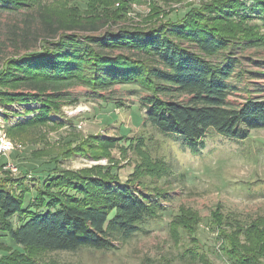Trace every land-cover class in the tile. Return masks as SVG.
Here are the masks:
<instances>
[{
  "label": "trees",
  "instance_id": "16d2710c",
  "mask_svg": "<svg viewBox=\"0 0 264 264\" xmlns=\"http://www.w3.org/2000/svg\"><path fill=\"white\" fill-rule=\"evenodd\" d=\"M217 4L211 18L260 20L264 26V0ZM25 7L19 0H0V18L7 11ZM198 15L194 9L150 29L127 26L102 32L94 23L65 22L50 7L41 6L36 20L40 28L30 34L32 22L27 21L23 29L24 37L39 42L40 49L27 48L26 53L7 58L0 71V86L13 88L0 92L1 106H39L11 119L12 129L51 122L56 107L72 99L66 90L73 85L85 86L93 93L118 85L140 87L148 94L141 98L147 122L192 152L204 148L211 130L243 141L252 131L263 129L264 99L260 93L264 89L260 85H255L242 104L229 101L238 89L235 80L242 77L236 55L240 45L213 22L194 20ZM242 40L246 45L262 41L255 37ZM24 116L30 118L23 121L20 118ZM82 173L76 182L57 189L47 186L48 180L32 204L26 203L27 192L0 179V232L25 252L110 251L117 248V241L146 232L144 225L158 217L163 195L147 194L135 182L122 183L96 168ZM49 187L51 192L45 190ZM52 189L64 190L65 197H57ZM176 219L173 234L180 228L190 235L199 229L193 216L185 224ZM209 222L212 233L219 230L216 240L222 243L218 253L229 263L264 264V217L248 223L226 216L219 207ZM199 243L196 240L195 245ZM203 249L204 253L196 254L187 250L186 257L193 263L213 264L208 250ZM24 255L19 257L28 264ZM10 260L4 257L0 264Z\"/></svg>",
  "mask_w": 264,
  "mask_h": 264
},
{
  "label": "rangeland",
  "instance_id": "374dc122",
  "mask_svg": "<svg viewBox=\"0 0 264 264\" xmlns=\"http://www.w3.org/2000/svg\"><path fill=\"white\" fill-rule=\"evenodd\" d=\"M19 1L26 7L7 11L0 18V71L7 58L24 54L27 48L40 49L39 42L24 37L23 29L27 21L32 22L30 34L40 28L36 20L41 6L50 7L65 22L85 26L94 23L102 32L127 26L150 29L197 9L199 15L194 20L213 22L240 45L236 55L242 77L235 80L238 89L229 101L240 105L255 85L264 89V66L260 65L264 64V26L260 20L217 19L218 15L211 18L214 6L225 0ZM246 37L262 41L246 45L242 40ZM10 90L13 88L0 86V92ZM66 92L73 100L59 104L51 122L32 127L12 129L11 119L17 114L26 115L27 109L38 105H0L4 132L15 146L8 156L0 155L1 181L27 192L26 203L32 204L36 192L48 180L47 186L57 189L76 182L83 170L96 168L122 183L135 182L147 194L163 195L162 209L157 218L144 225L146 232L117 241V248L110 251L25 252L0 232V246L4 247L0 249V260L5 257L11 259L9 264H24L19 254L25 253L28 264L29 260L35 264H198L186 257V251L204 253L205 248L213 264H231L218 253L222 243L216 240L219 230L212 233L210 226L215 224L209 221L219 207L226 216L248 223L264 217V128L252 131L243 141L211 130L204 148L192 152L147 122L141 98L148 94L138 86L118 85L93 93L85 86L73 85ZM260 94L264 99V91ZM50 187L45 190L51 192ZM53 192L65 197L62 189ZM191 216L195 218L194 226H199L196 233L186 234L181 228L171 233L176 218L185 224ZM196 240L201 241L198 247ZM214 250L217 253L212 254Z\"/></svg>",
  "mask_w": 264,
  "mask_h": 264
},
{
  "label": "built area",
  "instance_id": "2783aa9c",
  "mask_svg": "<svg viewBox=\"0 0 264 264\" xmlns=\"http://www.w3.org/2000/svg\"><path fill=\"white\" fill-rule=\"evenodd\" d=\"M5 125L6 124L0 120V155L8 156L15 150V146L4 132Z\"/></svg>",
  "mask_w": 264,
  "mask_h": 264
}]
</instances>
